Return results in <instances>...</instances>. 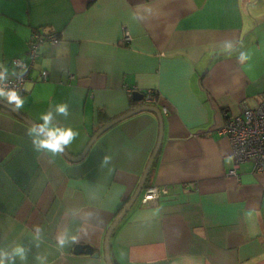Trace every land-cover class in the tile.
Returning <instances> with one entry per match:
<instances>
[{"label": "crops", "instance_id": "obj_1", "mask_svg": "<svg viewBox=\"0 0 264 264\" xmlns=\"http://www.w3.org/2000/svg\"><path fill=\"white\" fill-rule=\"evenodd\" d=\"M38 30L60 43L41 45L16 111L38 126L51 113L50 127L78 132L65 147L73 157L131 111L155 108L161 119L131 116L73 162L39 149L33 127L0 107L3 264H107V233L156 151L111 238V263L264 264V175L251 162L231 175L236 162L221 135L225 114L264 96V0H0V76L14 59L31 64ZM241 52L250 59L241 63ZM136 91H154L156 101L135 103ZM150 186L168 194L143 205ZM79 244L100 257L75 255Z\"/></svg>", "mask_w": 264, "mask_h": 264}, {"label": "built area", "instance_id": "obj_2", "mask_svg": "<svg viewBox=\"0 0 264 264\" xmlns=\"http://www.w3.org/2000/svg\"><path fill=\"white\" fill-rule=\"evenodd\" d=\"M129 38V37H128ZM126 39L128 41L129 39ZM44 43L58 45L60 38L56 32L35 31L29 41L28 57L31 64H27L22 59L12 61L13 72L6 76H0V89L5 92L14 90L21 95L26 83L29 80L28 73L31 70L35 58L39 54V49ZM43 80H47L48 73L42 74ZM148 103L156 101V95L152 92L145 93ZM0 101H6L0 98ZM226 116V123L221 130V135L225 136L231 144L232 152L236 162V169L231 171V175H237V169L241 163L251 162L257 174L264 175V96H262L256 107H247L238 115ZM168 194L167 188L150 186L144 191L141 200L143 205H149L158 201L162 196Z\"/></svg>", "mask_w": 264, "mask_h": 264}, {"label": "water", "instance_id": "obj_3", "mask_svg": "<svg viewBox=\"0 0 264 264\" xmlns=\"http://www.w3.org/2000/svg\"><path fill=\"white\" fill-rule=\"evenodd\" d=\"M145 96L146 94L144 92H141V91H136L134 92V95H133V101L135 103H141L143 102L145 99ZM0 107H2L6 112L7 111H10L11 113L13 114H16L18 117H20L22 120H24L25 122H27L30 126H32L33 128H36L37 130H39V126L32 123L31 121L27 120L24 116H22L21 113H19L18 111L16 110H13V107L10 106L9 104H7L5 101H0ZM147 111H154V112H157L158 113V110L155 109V108H150V107H141L139 109H136L134 111H131L130 113L112 121L111 123H109L108 125L104 126L98 133L97 135L95 136V138L91 141V143H89V145L87 146V148L85 149V151L79 156V157H73V155H71L70 153H68L66 151V149L64 148V150L61 152L66 158H68L70 161H73V162H81L83 161L86 156L89 154L90 150L92 149V147L94 146L95 142L97 141L98 137L103 133L105 132L106 130L110 129L111 127H113L114 125L118 124L119 122L131 117V116H134L136 114H139L141 112H147ZM159 114V113H158ZM159 118L161 119L160 117V114H159ZM162 125V123H161ZM162 129V128H161ZM160 145L161 143H159V147L160 148ZM158 150V149H157ZM157 155V151L155 152V154L153 155V160L151 161L146 173H145V176L143 177L140 185H139V188L135 194V196L131 199V201L128 203V205L126 206V208L124 209V211L122 212V214L114 221L113 225L110 227L108 233H107V236H106V239H105V243H104V250H105V259H106V262L107 264H113L111 263V257H110V241H111V238L113 237L114 235V232L116 231V229L118 228V226L120 225V223L124 220V218L126 217V215L128 214V212L131 210V208L133 207V205L135 204V202L137 201L138 197L140 196L142 190H143V187L147 181V177L149 176V173H150V170L152 168V165H153V161H154V158L156 157ZM100 249H97L95 248L94 246L92 245H86V244H79L75 247L74 249V254L75 255H90V256H94L96 258H99L100 257V254L99 251Z\"/></svg>", "mask_w": 264, "mask_h": 264}, {"label": "clouds", "instance_id": "obj_4", "mask_svg": "<svg viewBox=\"0 0 264 264\" xmlns=\"http://www.w3.org/2000/svg\"><path fill=\"white\" fill-rule=\"evenodd\" d=\"M230 47V45H229ZM250 59V55L246 52H241L239 60L241 63ZM2 79V77H0ZM0 98L7 100L9 105H15V109L23 107L24 101L20 98L16 91L10 90L5 92L3 89H0ZM57 112L67 115V105L60 104L57 106ZM41 119L44 120V124L39 126V130L32 128L31 131L35 132L39 137L38 140L34 141L37 144V147L42 150H47L52 153H59L64 150V148L69 145L75 137L78 135V132L72 128H58L50 127L51 113L47 115H42ZM106 162V161H105ZM61 244L64 243L63 240L60 241ZM16 254L20 255L23 258L24 250L22 248H17L15 250ZM0 264H3V261L0 260Z\"/></svg>", "mask_w": 264, "mask_h": 264}, {"label": "trees", "instance_id": "obj_5", "mask_svg": "<svg viewBox=\"0 0 264 264\" xmlns=\"http://www.w3.org/2000/svg\"><path fill=\"white\" fill-rule=\"evenodd\" d=\"M152 94H155L156 95V93L154 91H152Z\"/></svg>", "mask_w": 264, "mask_h": 264}, {"label": "flooded vegetation", "instance_id": "obj_6", "mask_svg": "<svg viewBox=\"0 0 264 264\" xmlns=\"http://www.w3.org/2000/svg\"><path fill=\"white\" fill-rule=\"evenodd\" d=\"M142 200V199H141Z\"/></svg>", "mask_w": 264, "mask_h": 264}]
</instances>
